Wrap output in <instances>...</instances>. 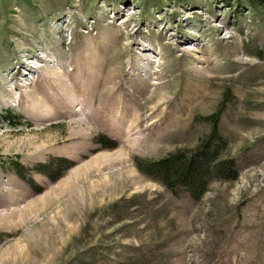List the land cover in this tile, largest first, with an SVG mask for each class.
Returning a JSON list of instances; mask_svg holds the SVG:
<instances>
[{
    "label": "rangeland",
    "instance_id": "1",
    "mask_svg": "<svg viewBox=\"0 0 264 264\" xmlns=\"http://www.w3.org/2000/svg\"><path fill=\"white\" fill-rule=\"evenodd\" d=\"M214 123L235 180L138 170ZM0 264H264V0H0Z\"/></svg>",
    "mask_w": 264,
    "mask_h": 264
},
{
    "label": "trees",
    "instance_id": "2",
    "mask_svg": "<svg viewBox=\"0 0 264 264\" xmlns=\"http://www.w3.org/2000/svg\"><path fill=\"white\" fill-rule=\"evenodd\" d=\"M225 146L214 123L210 134L192 150H178L157 161L144 162L138 170L172 196L186 193L198 201L211 181H233L238 175L232 159H221Z\"/></svg>",
    "mask_w": 264,
    "mask_h": 264
},
{
    "label": "bare ground",
    "instance_id": "3",
    "mask_svg": "<svg viewBox=\"0 0 264 264\" xmlns=\"http://www.w3.org/2000/svg\"><path fill=\"white\" fill-rule=\"evenodd\" d=\"M208 11H209V10H208ZM214 13H215V12H212V11L208 12V14H209L211 17H216V15H214ZM178 26H179V25H178ZM178 26H177V27H178ZM164 29H165V30H164ZM162 30L164 31V32H163L164 34H167V35H168V34L171 32V27L163 28ZM178 32L180 33L181 31L178 29ZM179 33H177V34H179ZM133 34H134V33H133ZM133 34H132V35H133ZM132 35H129V34L127 35V38H129V39H131V40L133 39V40L131 41V45H136V46L139 45V46H141L140 44H138V43L135 41V39H134V35H133V36H132ZM171 37H174V38H175V37H178V39H180V40H181V39H184V36H182V35H180V34H179V36H178V35H177V36H174V35H172V34L170 33V37H168V40H167L168 42H170ZM118 38H119V37H118ZM119 40H120V39H119ZM119 40H118V41H119ZM191 42H193V40H191ZM143 51H144V50H143ZM24 76H25V75H24ZM106 87H107V86H106ZM103 89H104V88H103ZM64 113H65V112H64ZM64 113H63V114H64ZM65 114H66V113H65ZM103 116H104V115H103ZM101 122H102V123H101ZM100 123H101V124H104L103 121H100ZM76 125H77V127H81V126L86 127V126H85V122H83L82 120L77 121V122H76ZM100 127H101V126H100ZM86 128H87V127H86ZM136 141H137V139H133V140H130V141H127V142H123V143H125V144H129V145H134V144L136 143Z\"/></svg>",
    "mask_w": 264,
    "mask_h": 264
}]
</instances>
